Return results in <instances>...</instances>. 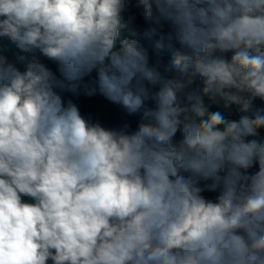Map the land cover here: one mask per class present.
Masks as SVG:
<instances>
[{
    "label": "clouds",
    "instance_id": "obj_1",
    "mask_svg": "<svg viewBox=\"0 0 264 264\" xmlns=\"http://www.w3.org/2000/svg\"><path fill=\"white\" fill-rule=\"evenodd\" d=\"M0 37V264H264V0H0Z\"/></svg>",
    "mask_w": 264,
    "mask_h": 264
},
{
    "label": "trees",
    "instance_id": "obj_2",
    "mask_svg": "<svg viewBox=\"0 0 264 264\" xmlns=\"http://www.w3.org/2000/svg\"><path fill=\"white\" fill-rule=\"evenodd\" d=\"M129 16L135 17V19L130 23V28L136 33V35L133 36L129 30H122L119 39H137L142 45L148 48L151 57L154 58L155 54L159 51L162 59L165 62L171 59L172 52L167 49V47L163 49L156 48V41L158 37L148 38L143 35L147 25L140 15V11L135 7H130L129 11L125 13V19L127 20ZM0 47L4 49V54L7 55L11 60H15L16 56L18 55L30 57V54L22 52L6 37H0ZM43 62L53 71H56V65L46 60ZM151 62L152 61L150 60V64ZM161 76L164 79L170 78L168 75L164 74L162 70ZM65 96L66 98L73 99V101L79 105L82 115H84L86 118L91 117L93 122H98L101 124V126L106 128H116L122 126L124 123H129L132 129H135L143 115L144 110L146 108H154V104L149 101L146 102L144 107L138 110L136 113L128 114V112L122 106L110 103L99 94L92 97L86 96L84 94L83 87L78 88L75 94L69 92L66 93ZM259 108H264V104L257 100L254 102L252 109H250L247 113H236L235 118H238L240 114L252 116L254 111ZM212 110H216L215 107H213ZM249 139H253V137H250ZM256 139L264 141V130H260V136ZM204 195L214 198L216 194L204 193Z\"/></svg>",
    "mask_w": 264,
    "mask_h": 264
},
{
    "label": "rangeland",
    "instance_id": "obj_3",
    "mask_svg": "<svg viewBox=\"0 0 264 264\" xmlns=\"http://www.w3.org/2000/svg\"><path fill=\"white\" fill-rule=\"evenodd\" d=\"M42 59V58H41ZM23 69V65H19Z\"/></svg>",
    "mask_w": 264,
    "mask_h": 264
}]
</instances>
